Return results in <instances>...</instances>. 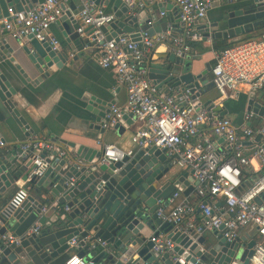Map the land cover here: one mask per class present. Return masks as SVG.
I'll return each instance as SVG.
<instances>
[{"label": "water", "instance_id": "water-1", "mask_svg": "<svg viewBox=\"0 0 264 264\" xmlns=\"http://www.w3.org/2000/svg\"><path fill=\"white\" fill-rule=\"evenodd\" d=\"M93 1L95 4L103 1L105 5L110 2ZM36 2L38 0H0V17L7 14L8 7L28 10ZM214 3L217 1L211 0V6ZM172 6L170 2L157 4L158 12H164L165 19H157V14L151 13V18L157 20L161 31H166L170 25L175 28L180 25L176 7L171 15L168 13ZM111 7L116 18L101 27L108 39L125 34L132 40H138L140 31H147L149 35L156 33V29L147 23L151 19L144 9L133 12L123 0H111ZM73 10L74 6L69 1L64 6L63 14L55 21L66 42L71 45L56 49L48 41H39L30 34L20 48L1 41L0 59L14 62L16 55L13 53L18 54V50H21L26 64H30L39 75L45 76L51 74L52 65L60 69L72 64L78 57L72 49L82 51L84 44L90 46L89 40H83L77 31L79 22ZM263 23L264 0H246L242 5L223 10L221 18L214 22L207 23L206 17L203 18L198 30L203 40L230 39L251 32ZM164 57L166 59L161 62L148 66V77L157 89L165 85L178 97L187 91L191 100L198 101L213 88L209 80V63L199 72H193L189 58L177 57L172 50ZM15 67L25 76L19 64ZM8 72L4 62L0 61V142L3 145L4 136L11 135L15 126L25 136L33 132L13 98L16 90L7 76ZM252 96L251 92L247 109L251 108L261 115L263 107L258 108L257 104H253ZM85 101L86 109L94 115L95 128L101 132L109 127L120 131L126 122L131 121V115L124 113L115 124L104 126L114 100L107 102L89 95ZM199 103L220 116L227 113L226 109L214 105L212 100ZM259 137L260 134H257L255 141ZM51 141L55 149L49 156H46V151L41 154L50 166L40 178L30 176L34 165L30 159H26L20 143L12 145L11 150L0 146V264H64L70 255L69 241L73 237L79 239L77 255L91 259L93 264H126L121 260L124 254L148 264H181L173 262L171 254L182 258L184 264H231L235 261L248 264L254 238L248 239L238 233L236 238L228 240L222 235L221 229L214 231L213 240H207L203 235L194 238L157 217L155 210L158 200L166 199L175 189L188 195L197 184L187 173L174 180H165L172 164L160 149L155 146L137 148L132 154H124L117 161L105 164L100 161L104 145L100 148L76 147L71 142L59 140L69 146L63 148L56 144V137L51 138ZM59 150L64 151L61 157L58 156ZM18 179L27 189L36 184L44 194L41 197L54 199L56 204L64 207L48 226L45 224V212L41 211L44 205L38 192L29 193L21 206L6 211L5 205L9 199L6 193ZM263 200L264 192L255 199L257 203ZM35 222L43 225L37 233L33 231ZM156 226L159 228L156 229ZM145 227L152 231L151 236L159 235L160 230L164 231L174 243L172 250L155 252L151 236L141 232ZM245 228L252 226L249 224ZM4 235H10L13 241L3 245L1 238ZM97 239L105 240L110 251L103 249L98 252ZM93 243L95 246L92 247ZM129 245L131 248H128Z\"/></svg>", "mask_w": 264, "mask_h": 264}, {"label": "built area", "instance_id": "built-area-1", "mask_svg": "<svg viewBox=\"0 0 264 264\" xmlns=\"http://www.w3.org/2000/svg\"><path fill=\"white\" fill-rule=\"evenodd\" d=\"M69 1L43 0L28 10L8 7L7 14L0 17V26L13 39H26L32 34L37 40L48 41L53 48L59 49V41L48 30L63 14ZM123 1L135 12L155 0ZM163 1L172 3L177 9L179 34H171L170 28L153 35L140 31V38L132 40L125 34L108 39L101 27L115 20L113 11L106 12L93 0H78L76 16L81 22L77 31L87 36L98 64L111 70L116 84L126 90V108L113 104L104 126L115 124L124 113H129L132 120L141 122V127L132 136L138 148L155 146L172 166L197 181L194 186L196 201L178 189L166 199L158 200L155 212L160 220L194 238L207 230L221 229L228 240L236 238L239 230L250 224L255 243L248 264H264V200L261 203L255 201L264 192V36L224 47L216 53L209 70L210 81L218 92V97L212 101L214 105L222 107L225 101L243 96L247 106L252 92V103L258 108L263 107L261 115L251 108L246 109L241 120L236 122L227 113L220 116L208 111L197 100H191L187 91L181 97L176 92L159 93L149 79L147 57L155 44L167 42L177 57H186L191 51L188 42L203 40L198 25L211 6V0ZM147 23L152 25L151 20ZM257 134L260 137L255 141ZM21 149L34 165L30 176H43L50 163L41 154L51 152L55 144L49 138H36L23 143ZM124 154L130 155L132 151L123 152L115 145H104L100 161L108 164ZM63 155L64 151L59 150L58 156ZM246 169L250 182L241 189ZM28 195L23 183L18 185L5 205L6 211L21 206ZM219 198L223 199L221 207L216 205ZM41 211L46 212L47 207ZM40 229L38 225L33 231L37 233ZM150 240L155 252L169 251L174 246L165 235L151 236ZM10 241H13L10 235L1 238L3 245ZM78 242V237L69 241L70 255L64 264H93L91 259L77 255ZM96 243L110 251L105 240L97 239ZM121 260L126 264H148L126 254ZM171 260L184 264V260L176 256Z\"/></svg>", "mask_w": 264, "mask_h": 264}, {"label": "crops", "instance_id": "crops-1", "mask_svg": "<svg viewBox=\"0 0 264 264\" xmlns=\"http://www.w3.org/2000/svg\"><path fill=\"white\" fill-rule=\"evenodd\" d=\"M43 0H38L33 7ZM74 6L73 13H76L79 9L78 0H70ZM157 1V2H156ZM217 3H214L213 6L207 11L206 21L207 23L214 22L221 18L223 10L232 9L239 5H242L246 0H216ZM169 3L163 0H155L153 3L148 4L144 10L146 11L147 16L152 21V26L156 29V33L162 32L157 20L151 18V13L155 12L157 14V19H165V15L161 16L158 12L157 4ZM96 6L102 7L106 12L112 11L111 0L109 4L105 5L102 2L96 4ZM152 9V12L150 11ZM175 6H172L168 9L169 15L173 13ZM143 10V9H142ZM77 18V16H76ZM77 21L81 22L79 18ZM170 32L173 35L179 34L180 28H175L170 25ZM48 32L56 38L61 47L69 46L71 44L67 43L63 37L58 26L53 23L51 24ZM264 36V23L260 26L255 27L251 32L241 34L240 36L224 39V38H215L201 41H195V47H191V51L186 56L189 58L192 63L193 72H199L202 70L206 63L210 65L213 64L216 56V49L214 48L215 42L218 45L227 43L235 44L242 42L247 39L257 38ZM84 39H87L86 35H81ZM1 41H6L12 43L16 48H20L22 44L26 43L25 39L15 40L11 38L7 32L2 29L0 26V43ZM205 48L201 51L202 48ZM60 49V48H59ZM73 52L77 54V59L73 61L70 65H65L64 67L58 69L55 65L50 67L52 71L51 74L45 76L39 73L30 65L25 62V55L22 54L21 50L18 54H15V61L10 62L8 59L4 62L5 66L8 68V78L12 86L16 90V94L13 96L18 109L20 110L22 116L26 120L29 127L33 130L29 136H25L24 132L17 126H15L14 132H11V135L4 136V145L3 148L12 149V145L20 143L21 145L25 142H29L33 139L40 138H51L56 137V144L66 148L69 147L59 140H65L71 142L78 146H88L93 148H100L103 145H115L123 152L131 150L134 152L138 146L132 141L133 134L141 127V122L132 120L126 122L123 129L117 131L111 127L105 129L103 132L95 128L94 115L86 109V98L87 96H94L99 100L112 101L114 100V105L125 109L126 107V90L123 86H118L115 81L114 73L111 70L102 68L95 59V50L93 46H88L84 44L82 51H76L74 48ZM171 51L167 42H157L151 52L148 54L147 63L148 66L157 64L163 59H166L168 53ZM199 56L198 59L194 57ZM19 64L21 69H23L25 76L20 73L15 65ZM41 76V77H39ZM31 79V80H30ZM32 80H36L33 82ZM210 80V77H209ZM159 93H172L165 85L157 89ZM218 97V92L214 88L209 90L204 94L199 102L206 100H214ZM234 102L235 104H241V109H234L227 103ZM222 109H226L227 115L231 116L234 121L239 122L243 112L247 109L246 98L240 96L234 100H227L223 103ZM1 146V145H0ZM51 152H46V156H49ZM55 164L56 161L54 160ZM53 164V165H54ZM173 167V166H172ZM171 167V168H172ZM170 168V169H171ZM182 173L178 169L177 174L171 179L166 175L165 180H174L178 176H181ZM186 173V172H185ZM248 171L245 170L244 178H247ZM188 175V174H187ZM190 176V175H189ZM250 176V175H249ZM250 182L248 178L246 184ZM22 184V181L18 179L14 187H11L7 191V198H10L11 194L15 190L16 186ZM29 193H36L43 196L44 194L39 191V187L36 184L28 189ZM189 198L193 201H196V197L193 190L188 194ZM42 199V200H41ZM40 201L43 202V205L47 207L46 215V225L48 226L52 223L56 217L59 215L60 211L64 209L62 205L56 204L54 199L41 197ZM222 198H219V201L216 205L221 207L223 205ZM197 218H200V214L197 212ZM36 226H41L38 222H35ZM159 227L156 226V229ZM142 234L145 236H151L152 231L145 227ZM241 236H247L248 239H253L254 229L253 228H244L239 230ZM159 235L167 236L164 231L160 230ZM203 236L207 240L214 239V231H205ZM131 248V245L128 246ZM103 248H97V251L100 252ZM113 252V251H112ZM136 256L135 254H133ZM175 256L170 255V259ZM137 257V256H136ZM139 260V258H138Z\"/></svg>", "mask_w": 264, "mask_h": 264}, {"label": "trees", "instance_id": "trees-1", "mask_svg": "<svg viewBox=\"0 0 264 264\" xmlns=\"http://www.w3.org/2000/svg\"><path fill=\"white\" fill-rule=\"evenodd\" d=\"M261 37H263V36H261ZM217 41H218V42H217V43L215 42V44H214V48L216 49L217 52L220 51L221 49H223L224 47L231 45V44H227V43H225V42H224V44L218 45L219 40H217ZM188 43H189L190 47H195V46H196V45H195V41H191V42H188ZM204 49H205V48L203 47V48L201 49V51H203ZM248 177H249V174H247V178H242V180H243V186H242L241 189H244V188L247 187V184H246L245 182H246V180L248 179Z\"/></svg>", "mask_w": 264, "mask_h": 264}, {"label": "rangeland", "instance_id": "rangeland-1", "mask_svg": "<svg viewBox=\"0 0 264 264\" xmlns=\"http://www.w3.org/2000/svg\"><path fill=\"white\" fill-rule=\"evenodd\" d=\"M227 104H229V105H227V106H230V107H232V108H234V109H237L238 110V108L239 109H241V104H235L234 102H230V103H227ZM177 172H178V168L176 167V166H173L170 170H169V172L167 173V175L169 176V177H171V179L177 174Z\"/></svg>", "mask_w": 264, "mask_h": 264}]
</instances>
